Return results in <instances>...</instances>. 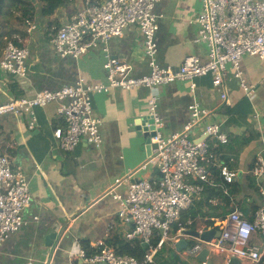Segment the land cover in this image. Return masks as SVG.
<instances>
[{"label":"crops","instance_id":"crops-1","mask_svg":"<svg viewBox=\"0 0 264 264\" xmlns=\"http://www.w3.org/2000/svg\"><path fill=\"white\" fill-rule=\"evenodd\" d=\"M88 1L70 2L67 8L58 11L56 20L60 25L65 24L77 10L90 5ZM102 1L92 0L91 4ZM201 10V0H160L156 3L159 23L157 59L161 66L177 69L188 55L207 60V45L195 41L198 25L194 19ZM33 23L36 28L27 27L28 37L24 46L29 50L28 74L25 78H16L0 69V103L31 97L43 89L57 90L73 85L80 77L88 84H107L105 46L114 57L132 66L131 75H143L149 70L141 36L134 25L127 26L121 36L112 37L106 44L99 43L78 57H63L45 34L46 21L39 17L38 22ZM17 24L11 17L6 27L13 32L6 43H15V38L22 40ZM4 48L0 47V58H3ZM240 69L245 84L253 89L251 96L232 68L224 82L227 100L220 97L210 74L153 89L114 88L93 93L94 112L103 120V145L99 150L86 140H82L72 151L56 147L53 129L61 122L57 102L33 109L37 117V125L33 129L29 127L27 113L0 116V148L9 155L15 168L20 167L26 173L33 197L32 203L24 210L25 224L1 246L0 264H27L30 261L32 264H87L76 254L83 248L82 240H88L93 246L96 241L110 236L112 230L124 236L131 226L119 220V203L107 192L116 178L129 168H138L149 157L144 146L145 138L138 136L133 128L138 117L149 114L151 94L157 96V110L164 121L165 135L184 129L191 119L189 105L193 102L206 109L208 114L194 126L190 137L194 140L206 139L203 136L204 127L221 124L229 141L224 144L223 150H219L220 156L230 158L227 163L237 171L238 180L245 182L258 156L264 157V58L244 55ZM192 83L196 86L193 90ZM248 138L252 139L247 143ZM207 140L219 144L215 138L208 137ZM154 173L153 169L147 168L136 177L150 178ZM256 181L262 185V181ZM117 191L125 194L126 188L121 187ZM239 197L261 205L262 196L249 188ZM247 215L248 218L251 212ZM53 233L61 237L46 239ZM189 238L181 237L169 246L184 254ZM255 241L261 245L264 236L259 235ZM182 259L188 264L200 262L198 257ZM213 261L215 264H227L229 260L224 256H215ZM242 264L248 262L242 261Z\"/></svg>","mask_w":264,"mask_h":264},{"label":"built area","instance_id":"built-area-1","mask_svg":"<svg viewBox=\"0 0 264 264\" xmlns=\"http://www.w3.org/2000/svg\"><path fill=\"white\" fill-rule=\"evenodd\" d=\"M160 0H103L100 4L86 5L74 19L61 26L52 38L55 50L61 56L78 57L99 43L106 44L112 37L121 36L124 29L134 25L139 29L143 52L149 62L146 74L131 75L132 66L114 57L105 46L107 84H88L80 77L75 84L57 90H39L31 97L14 98L0 103V116L9 113H27L29 127L35 128L37 117L35 107H44L57 102L62 124L53 129L56 147L72 151L86 140L99 150L103 145L101 127L103 120L92 106V94L121 88L133 90L153 89L178 80L192 81L194 78L212 75L213 85L220 97L227 100L224 84L232 68L236 77L249 96L253 89L245 84L240 69L244 55L264 58V0H201L202 10L194 19L198 25L196 42L208 47V58L202 60L197 55H188L179 68L161 66L158 62L156 34L159 30L156 3ZM36 28L31 24L30 29ZM29 50L9 41L3 51L0 66L2 70L18 77L28 74ZM195 83L191 84L192 90ZM149 115L154 118V134L151 136L152 154L138 168H129L116 178L107 194L118 203L117 216L123 224L131 227L125 231L127 240H139L145 247L142 259L123 254L115 246L98 240L94 250L81 248L78 258L87 264H156L161 249L176 243L181 237L189 236L185 229L173 233L172 228L181 218L182 212L191 207L201 195L203 186L196 180L207 181L212 174L210 165L215 164V155L210 153L208 137L225 144L229 137L221 124L204 127L206 139L194 140L190 137L194 126L208 114L198 102L189 105L191 119L181 132L165 135L164 121L157 110V96H149ZM147 168L154 170V176L138 179L136 175ZM221 176L226 182L237 181L239 175L227 162L218 164ZM252 177L262 181L261 205L254 212L253 220L244 212L235 210L224 220H216L218 237L210 241L193 237V242L181 257H196L207 248L210 257L235 256L248 264H263L264 241H255L264 236V157L258 156L254 167L249 170ZM125 187L126 193L117 191ZM29 179L20 167H14L8 154L0 148V251L4 241L24 224V210L32 203ZM212 227L203 226L199 233ZM158 237L157 245L153 244ZM190 237V236H189ZM27 264H32L28 262ZM199 264H206L200 262Z\"/></svg>","mask_w":264,"mask_h":264},{"label":"trees","instance_id":"trees-1","mask_svg":"<svg viewBox=\"0 0 264 264\" xmlns=\"http://www.w3.org/2000/svg\"><path fill=\"white\" fill-rule=\"evenodd\" d=\"M75 0H0V47L2 49L6 46V41L11 38L12 30L8 29L7 23L10 18L13 17L18 22V32L22 36V40L19 41L15 38V43L18 46H26L27 39V27L33 22H38L39 17L46 21V32L47 38L51 41L57 31L61 28L60 22L56 20L58 11L62 8H67L70 2ZM92 0L88 1L87 4H91ZM99 4L101 2H98ZM95 5V4H94ZM20 12L19 15H16ZM78 12V10H77ZM77 12H75L74 17ZM72 16V14L70 15ZM71 19V20H72ZM2 30H5L2 32ZM16 32V30H14ZM52 42V41H51ZM3 51V50H2ZM60 55V54H59ZM0 58V63H1ZM28 60V59H27ZM28 65V64H27ZM0 69L2 70L1 66ZM5 73L12 74L10 72ZM14 77L18 76L12 74ZM62 124L58 122L56 126ZM252 138L247 139V143ZM209 141L210 153L215 155V164L210 165L212 174L207 181L196 180L197 183L203 186L201 195L193 202L190 208L182 212L181 218L176 222L172 228V232L175 233L179 229H200L203 226L215 227L216 220H224L231 212L235 210H242L251 220L253 219L254 212L259 208L260 205L256 202H248L247 198H241L247 188L251 192L257 193L261 197V186L257 183L256 178L252 177L251 174L246 176V181L241 182L240 180L234 182H226L221 176V171L218 168V164L230 161V158L226 156H220V149H224V144H216L215 141ZM251 166V169L254 167ZM250 169V170H251ZM159 238L154 237L153 244L157 245ZM105 243L115 246L120 253L129 254L142 259L145 253V247L139 240H127L123 234L112 230L110 236L105 240ZM191 245V243H189ZM81 246L92 252L94 247L88 240H82ZM187 248V247H186ZM261 262L264 264V255ZM156 264H188L183 261L180 251L169 245L164 246L158 254ZM190 264V263H189Z\"/></svg>","mask_w":264,"mask_h":264},{"label":"water","instance_id":"water-1","mask_svg":"<svg viewBox=\"0 0 264 264\" xmlns=\"http://www.w3.org/2000/svg\"><path fill=\"white\" fill-rule=\"evenodd\" d=\"M137 131L138 136H142L145 138V144L144 146L147 149V154L150 156L152 154V143H151V136L154 134L155 126H154V118L149 115L145 114L140 117H138L135 120V127L133 128ZM129 227L130 225L127 224ZM186 234L190 236V238L186 241V247H188L189 243L193 242V237H201L204 240L210 241L213 237H218L220 235V230L217 229H208L205 230L203 233H199L197 229H185L184 230ZM55 238L56 240L60 238L61 236L58 233H53L47 236L48 238ZM198 259L202 262H206V264H215L212 259H209V250L207 248H204L199 254ZM49 264V263H48ZM227 264H242V261L233 256L230 258V260L227 262Z\"/></svg>","mask_w":264,"mask_h":264},{"label":"clouds","instance_id":"clouds-1","mask_svg":"<svg viewBox=\"0 0 264 264\" xmlns=\"http://www.w3.org/2000/svg\"><path fill=\"white\" fill-rule=\"evenodd\" d=\"M58 126H59V125H58ZM55 127H56V126H55ZM211 229H212V228H211ZM216 229H217V228H216ZM217 230H218V229H217ZM198 232H199V231H198ZM215 237H216V236H215ZM213 238H214V237H213ZM188 247H189V245H188ZM199 253H200V252H199ZM180 255H181V253H180ZM209 255H210V253H209ZM197 256H198V255H197ZM197 256H196V257H197ZM208 258L213 260L214 256H213V257H210V256H209ZM229 260H230V259H229ZM200 262H202V261H200ZM200 262H199V263H200Z\"/></svg>","mask_w":264,"mask_h":264},{"label":"rangeland","instance_id":"rangeland-1","mask_svg":"<svg viewBox=\"0 0 264 264\" xmlns=\"http://www.w3.org/2000/svg\"><path fill=\"white\" fill-rule=\"evenodd\" d=\"M138 31H139V29H138ZM140 34V33H139ZM21 78V77H20ZM157 259H158V256H157V258L155 259V261H157ZM215 263V262H214Z\"/></svg>","mask_w":264,"mask_h":264}]
</instances>
